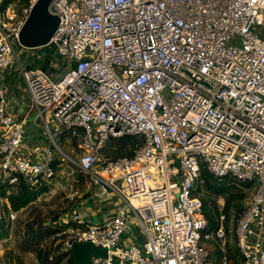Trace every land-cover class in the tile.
Instances as JSON below:
<instances>
[{"label":"built area","instance_id":"2783aa9c","mask_svg":"<svg viewBox=\"0 0 264 264\" xmlns=\"http://www.w3.org/2000/svg\"><path fill=\"white\" fill-rule=\"evenodd\" d=\"M36 2L0 12V187L38 191L70 162L90 191L118 196L125 209L58 224L65 252L92 243L109 254L92 264H209L216 242L231 264L226 215L209 231L201 201L207 176L230 178L255 189L236 250L242 264H264V0H54L50 48L63 65L51 60V76L16 63ZM14 64L29 94L23 116L8 105ZM29 119L45 139L36 158L24 152ZM125 137L139 140L133 156L102 157ZM132 227L141 245L124 239Z\"/></svg>","mask_w":264,"mask_h":264},{"label":"rangeland","instance_id":"374dc122","mask_svg":"<svg viewBox=\"0 0 264 264\" xmlns=\"http://www.w3.org/2000/svg\"><path fill=\"white\" fill-rule=\"evenodd\" d=\"M7 1L0 0V10ZM27 1L12 0L8 8L13 6L16 10H21L30 0ZM49 49L26 50L18 48L16 62H18L17 60L21 61V58L23 59L24 56H31L35 51L49 54ZM21 50H25V52L21 53ZM52 59L59 61L57 55ZM63 69L64 66H59L57 72H63ZM30 122L33 125L32 119H30ZM114 142L111 141L107 145L102 155L103 158L117 160L130 156L126 149L121 148L120 142ZM60 144H63V142L61 141ZM64 151L72 156V153L67 149H64ZM58 176L56 180L49 183L46 187V192L36 202L19 212V217L14 224L7 221L6 216L9 214L7 200L0 197V215L3 216L2 221L5 224V231L7 232V238L0 241V264H43L38 258L37 251L39 250L51 251V256L54 260H50V264H53L59 257L65 254L61 238L57 237V234L62 231L58 227V222L60 219L68 218L69 215L73 214L78 204L90 195L88 191L89 180L76 165L70 162H63V166L59 168ZM236 184L238 187L233 191L236 194V199L228 212L229 232L226 236V249L229 251L231 264H241V258L236 250L235 228L237 219L246 210L255 191L254 187L250 185L238 182ZM222 197L224 198V205L222 208L219 207V211L226 212L225 200L230 197V194ZM135 231L138 230L135 229ZM140 238V242L136 243L138 245L143 243V237L140 236ZM209 248L210 252L212 251L215 257H217V264H222L224 253L221 244L212 242Z\"/></svg>","mask_w":264,"mask_h":264},{"label":"crops","instance_id":"0c3cea01","mask_svg":"<svg viewBox=\"0 0 264 264\" xmlns=\"http://www.w3.org/2000/svg\"><path fill=\"white\" fill-rule=\"evenodd\" d=\"M25 50H21V53H24ZM25 55V54H24ZM24 56L19 61V64L22 68H27L28 59L31 57L37 58V61L32 62V66L40 62H46L47 58L44 56L42 51H35L30 57ZM28 58V59H27ZM53 59H50V61ZM57 61V60H53ZM39 62V63H40ZM17 63V62H16ZM17 64L12 67L8 75H6L4 81L8 88V105L13 113L17 116H23L29 103V94L24 84L23 80L20 78V65ZM63 65V63H62ZM38 69V68H35ZM26 128V146L24 152L31 158H36L40 154V150L45 145V139L42 135L40 129L35 128L30 119L25 124ZM90 195L84 198L76 207L75 212L68 216V218H62L59 220L58 224L63 223L64 221H69L73 218H79L81 221L88 223H100L104 220L116 216L117 213L125 209V204L121 198L114 194H109L107 196H97L93 191H90ZM8 204V202H7ZM73 226H77L76 222H73ZM124 239L129 243H139L141 238L136 232H134L133 227L130 228L127 233L124 235ZM66 253V252H65ZM217 257L210 252L209 264H217ZM61 264H70L68 258H65Z\"/></svg>","mask_w":264,"mask_h":264},{"label":"trees","instance_id":"16d2710c","mask_svg":"<svg viewBox=\"0 0 264 264\" xmlns=\"http://www.w3.org/2000/svg\"><path fill=\"white\" fill-rule=\"evenodd\" d=\"M29 1V0H28ZM27 1V2H28ZM12 3V0H8L4 6L1 8L0 12H5L8 6ZM29 3V2H28ZM137 138L125 137L120 140H115L114 143L120 142L122 149H126L128 155L133 156L135 150L138 148ZM128 147V148H127ZM129 157V156H128ZM208 184L206 186L205 195L202 197V211L209 223V231H215L220 226V215L219 205L217 203L218 196H224L230 194V197L225 200V211L223 212L226 215L225 228L229 232L228 223L229 217L228 212L232 208V203L236 199V194L233 191L238 187L236 182L230 178L226 179H215L212 176H207ZM8 186L0 187V197L5 198L8 202V210L13 212H21L26 209L30 204L36 202L41 195L46 192V187L34 191L28 188L24 183H21L16 192L8 193ZM6 227L2 220H0V241L7 238V232L5 231ZM50 229V228H49ZM58 232V229H57ZM56 232V233H57ZM229 253V251H228ZM38 258L42 261L43 264H50L51 251H37ZM238 254V253H237ZM230 256V255H229ZM65 258H68L70 264H75L71 253L66 252L61 257H59L53 264H61ZM241 258V257H240ZM241 264L243 260L241 258Z\"/></svg>","mask_w":264,"mask_h":264},{"label":"water","instance_id":"95a60500","mask_svg":"<svg viewBox=\"0 0 264 264\" xmlns=\"http://www.w3.org/2000/svg\"><path fill=\"white\" fill-rule=\"evenodd\" d=\"M53 1L37 0L35 3L19 36V42L22 48L28 50L50 48L51 40L60 24V19L50 12V6ZM49 50V54H44L47 58L46 62H40L38 60V64L32 66V62L37 61V58L31 57L28 59L29 62L27 63L26 69L31 71L33 68H38L48 76H51L54 68L49 67L50 59L55 58L57 54L52 48ZM58 58L59 63L62 64L59 56ZM70 253L75 264H92L93 259H107L109 257L106 248H98L92 243L73 242Z\"/></svg>","mask_w":264,"mask_h":264},{"label":"bare ground","instance_id":"6f19581e","mask_svg":"<svg viewBox=\"0 0 264 264\" xmlns=\"http://www.w3.org/2000/svg\"><path fill=\"white\" fill-rule=\"evenodd\" d=\"M118 185L122 188H124L123 182H118Z\"/></svg>","mask_w":264,"mask_h":264}]
</instances>
